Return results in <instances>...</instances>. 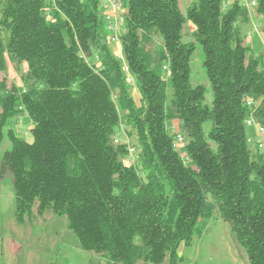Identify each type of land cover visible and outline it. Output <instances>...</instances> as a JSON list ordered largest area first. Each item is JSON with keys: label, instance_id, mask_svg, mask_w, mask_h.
Returning a JSON list of instances; mask_svg holds the SVG:
<instances>
[{"label": "trees", "instance_id": "trees-1", "mask_svg": "<svg viewBox=\"0 0 264 264\" xmlns=\"http://www.w3.org/2000/svg\"><path fill=\"white\" fill-rule=\"evenodd\" d=\"M123 1L122 60L101 0H0V73L6 55L28 65L21 86L0 77V179L16 221L65 218L94 264H183L181 245L221 218L264 264V150L245 123L264 126V55L244 30L254 11L264 34V0H196L186 15L179 0ZM196 44L210 87L192 83ZM21 117L31 142L13 132ZM122 133L135 143H116Z\"/></svg>", "mask_w": 264, "mask_h": 264}, {"label": "rangeland", "instance_id": "rangeland-1", "mask_svg": "<svg viewBox=\"0 0 264 264\" xmlns=\"http://www.w3.org/2000/svg\"><path fill=\"white\" fill-rule=\"evenodd\" d=\"M196 0H179L180 9L186 15L188 8ZM252 9L253 8H249ZM247 43L254 51L264 55V34L261 30L260 19L252 11L251 23L244 27ZM196 27L187 22L184 28L186 42H194ZM125 32L123 27L121 34ZM120 44H111L114 54H121ZM7 72L0 73V77L7 76L10 83L22 85V76L27 72L26 62L14 63L6 55ZM204 53L202 47L196 44V50L192 60V83L210 87L205 69L203 67ZM168 77V74H165ZM133 97L138 105L141 103V95L135 83L130 84ZM208 103L212 101V93L207 95ZM31 125L23 117L14 125L13 132L19 138L27 141L33 140ZM176 130V129H174ZM250 138L255 141L253 128H248ZM176 133V132H175ZM118 136L121 140L135 143L125 133ZM118 142V143H119ZM183 148V147H182ZM11 149V140L5 135L0 144V162L4 153ZM15 195L11 180L0 179V264H94L97 257L82 250L77 240L66 227L65 218H57L51 214L37 216L34 219L27 218L25 222L18 223L14 216ZM179 254L183 256V264H249L246 252L235 239L231 226L221 218H214L209 223V231L196 237L191 245H181Z\"/></svg>", "mask_w": 264, "mask_h": 264}, {"label": "built area", "instance_id": "built-area-1", "mask_svg": "<svg viewBox=\"0 0 264 264\" xmlns=\"http://www.w3.org/2000/svg\"><path fill=\"white\" fill-rule=\"evenodd\" d=\"M232 0H229V2ZM241 3L244 6H247L248 8H253L257 6L258 0H240ZM101 5L103 9V15L105 18L107 30H108V35L110 38V43L111 44H120V47L122 49L121 45V31L123 27L125 26L126 22V16H127V8L125 6V3L123 0H101ZM119 58L123 60V55L122 53L119 54ZM127 72V81L129 84H133V79L128 73L127 68H125ZM249 105H251V102H249ZM247 128H253L255 130L256 136H259L257 140H255L258 148L260 150H264V126L259 124L256 119L254 118L253 115L248 117L245 121ZM176 129V127H175ZM176 132V137H175V147L178 150H181L183 147V139L184 136L175 130ZM253 141L251 138H249V142ZM115 142L118 143L119 139H115ZM134 148L130 149V153L133 154ZM181 156L183 157L184 160L188 159V156L185 153H181ZM130 157L127 159V161H132L134 162V159L132 160Z\"/></svg>", "mask_w": 264, "mask_h": 264}, {"label": "bare ground", "instance_id": "bare-ground-1", "mask_svg": "<svg viewBox=\"0 0 264 264\" xmlns=\"http://www.w3.org/2000/svg\"><path fill=\"white\" fill-rule=\"evenodd\" d=\"M109 40H110V38H109ZM183 145H184V139H183Z\"/></svg>", "mask_w": 264, "mask_h": 264}, {"label": "crops", "instance_id": "crops-1", "mask_svg": "<svg viewBox=\"0 0 264 264\" xmlns=\"http://www.w3.org/2000/svg\"><path fill=\"white\" fill-rule=\"evenodd\" d=\"M119 49H121V47H120ZM120 52L122 53V49H121V51H120Z\"/></svg>", "mask_w": 264, "mask_h": 264}]
</instances>
